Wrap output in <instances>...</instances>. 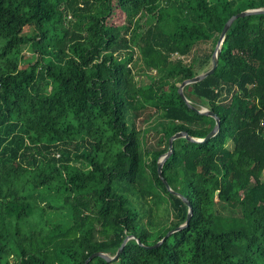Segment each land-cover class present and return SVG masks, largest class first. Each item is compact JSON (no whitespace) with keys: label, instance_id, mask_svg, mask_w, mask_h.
<instances>
[{"label":"trees","instance_id":"16d2710c","mask_svg":"<svg viewBox=\"0 0 264 264\" xmlns=\"http://www.w3.org/2000/svg\"><path fill=\"white\" fill-rule=\"evenodd\" d=\"M257 7L264 0H0V264H84L128 235L117 259L88 264H264V14L235 19L215 71L184 87L220 128L174 140L162 176L192 215L145 247L188 214L157 172L169 137L215 125L178 86L211 66L227 19ZM148 108L153 120L137 128ZM217 200L241 215L217 214Z\"/></svg>","mask_w":264,"mask_h":264},{"label":"water","instance_id":"95a60500","mask_svg":"<svg viewBox=\"0 0 264 264\" xmlns=\"http://www.w3.org/2000/svg\"><path fill=\"white\" fill-rule=\"evenodd\" d=\"M253 14H264V7L249 8V9H245V10H242V11H240L238 13H235V14L231 15L227 19V21L225 22V24H224V26H223V28L221 30V33H220V35L218 37L217 43H216V45L214 47V50H213V53H212V56H211V66L206 71H203V72L195 75L192 78L183 80L178 86V93L180 94L182 99L186 102V104L190 108L196 110L200 114H204V115L213 117L214 120H215V125L207 133V135L205 137H203V138H198V137L192 136L187 131H178V132L174 133L173 135H171L169 137V139H168V150L157 161V172H158V175H159L160 179L162 180V182L166 186V188L171 193H173V194L179 196L181 199H183L186 202V204L189 206L188 207V214H187L186 220L182 224L178 225L174 229L169 230L165 234V236L162 239H160L157 243H155L154 245H149V246H145V247L151 248V247H155V246H158L159 244H161L163 242V240L166 237H168L170 234H172L173 232L178 231V230L182 229L183 227L187 226L188 223H189V220L191 218V215H192V208L189 205V201L187 200V198L184 197L182 194L174 191L171 188V186L169 185V183L167 182V180L162 176V166H163L164 162L166 161V159L173 152V142H174V140L178 139V138H185L186 140L191 141V142H205L208 139H210L213 136H215L218 133L219 128H220V117L216 113H214L212 110H210V109H208L206 107L197 108L195 105H193V103L189 99H187V97L184 95L183 89H184V87L186 85L198 82V81L202 80L203 78H205L206 76L212 74L215 71V69L217 67V63H218L219 54L221 52L222 44H223V41L225 39V35H226L228 29L230 28L231 24L234 22L235 19H237L239 17H243V16H247V15H253ZM133 237L134 236H132V235H128L123 240L122 244L118 248V250H117L115 255L112 256V255H110L108 253H105L103 251H96V252L90 254L87 257V259L85 260L84 264H88V262L91 259H93L94 257H101V258L105 259L106 261H113V260L117 259L118 255L123 250V247L125 246V244L128 241V239L133 238ZM137 241H138V243L140 245H143L139 241V239H137Z\"/></svg>","mask_w":264,"mask_h":264},{"label":"rangeland","instance_id":"374dc122","mask_svg":"<svg viewBox=\"0 0 264 264\" xmlns=\"http://www.w3.org/2000/svg\"><path fill=\"white\" fill-rule=\"evenodd\" d=\"M212 46V43L210 41L207 42H200L193 50L192 53L188 56H186V60H195L198 56H201V54H203L204 52L208 51ZM23 54L25 55H31L32 50L30 49L29 45H24L23 46ZM152 73H154V71H152ZM140 78L145 79V76H141ZM144 81V80H143ZM198 108H201L200 105H197ZM154 112L153 109L148 108L142 112H140V114H138V116H135L134 118L131 119L130 122H134V124L136 125L137 128L143 129V128H147L148 125L150 124V122L153 120L154 118ZM41 204H44V201L42 200H38ZM215 210L217 212V214L219 215H223V216H240L241 215V211L239 208L236 209H232L229 206L226 205V203L222 202V201H216L215 204Z\"/></svg>","mask_w":264,"mask_h":264}]
</instances>
